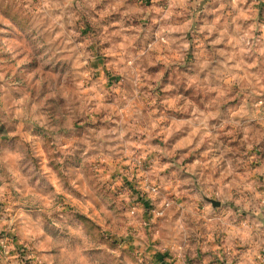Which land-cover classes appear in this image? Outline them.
I'll use <instances>...</instances> for the list:
<instances>
[{
  "label": "clouds",
  "instance_id": "clouds-1",
  "mask_svg": "<svg viewBox=\"0 0 264 264\" xmlns=\"http://www.w3.org/2000/svg\"><path fill=\"white\" fill-rule=\"evenodd\" d=\"M0 264H264V0H0Z\"/></svg>",
  "mask_w": 264,
  "mask_h": 264
}]
</instances>
